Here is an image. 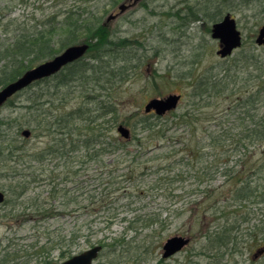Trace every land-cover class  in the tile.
Returning <instances> with one entry per match:
<instances>
[{
  "label": "rangeland",
  "instance_id": "rangeland-1",
  "mask_svg": "<svg viewBox=\"0 0 264 264\" xmlns=\"http://www.w3.org/2000/svg\"><path fill=\"white\" fill-rule=\"evenodd\" d=\"M113 1L0 0V47H10L22 29L33 31L32 25L50 18L48 26L38 28L54 29L48 37L58 49L68 33L63 25L77 19H66L68 12L85 11L79 25L84 27L89 21L95 30L108 16L118 13L120 4L129 2L118 0L111 7L109 3ZM244 1L224 2L222 16L229 13L237 21L241 49L264 62V47L255 44L258 29L264 25V0H253L250 5ZM220 3L221 0H138L106 24V39L97 45L126 47L123 50L135 59L138 68L120 88L119 123L108 133L120 148L98 160H88L82 151L68 153L66 158L59 150L44 156L49 146L58 148V136L40 127L33 131L24 127L31 131V137L24 139L20 124L24 121L25 92L17 93L0 108V191L5 192L7 201L0 205V255L16 264H62L74 254L101 245L103 251L94 264H207L199 254L210 245L197 237L199 226L195 224L204 217L206 227L216 233L232 224L240 226L243 233L233 257L222 258L220 264H253L254 251L264 246V203L237 205L234 189L241 179L226 178L223 172L227 160L229 167L240 169L243 167L239 161L244 159L245 177L249 176V181L255 178L253 183H264V174H255L258 164L264 163V143L255 147L243 141L246 146L232 148L230 140L216 143L214 139L228 129L238 131L243 127L246 120L237 106L246 99L247 91L261 85L259 75L254 72L248 82L209 100V106L202 105L198 114L181 118L191 110L189 92L193 80L203 73L211 75L225 67L234 68L236 51L221 59L215 53L219 42L211 39L214 22L209 17L212 7ZM86 33L81 31L77 37ZM188 72L189 80H177ZM47 84L38 89L46 92ZM57 92L55 107L59 104L57 98H65L62 112L77 109L82 103L73 85ZM172 93L183 98L177 109L161 120L162 130L167 133L144 138L146 133L140 134V128L135 126L138 119L147 116L144 106L151 98ZM257 107V114H264V97ZM112 125L110 122L109 127ZM120 125L130 131L129 141L117 132ZM194 133L201 143L200 163L184 146L185 141H192ZM227 134L221 138L226 140ZM70 149L68 145L60 152ZM201 168L208 171L206 176L198 171ZM204 190H210L208 198ZM22 191L23 196L18 198ZM136 218L144 219L143 223L129 222ZM130 224L138 230L134 232ZM188 232L192 238L188 247L172 259L162 258L166 240ZM255 264H264V256Z\"/></svg>",
  "mask_w": 264,
  "mask_h": 264
},
{
  "label": "trees",
  "instance_id": "trees-1",
  "mask_svg": "<svg viewBox=\"0 0 264 264\" xmlns=\"http://www.w3.org/2000/svg\"><path fill=\"white\" fill-rule=\"evenodd\" d=\"M117 2L118 0H115L109 3V5L115 7ZM224 2H231V0H221L218 6L212 7L213 12L209 17L211 23L216 22L222 16L224 12V9H222ZM244 3L250 5L253 3V0H245ZM262 5L264 8V3ZM229 8L230 7H228L227 11ZM84 12L85 11L81 14H77L73 11L65 15L66 19H72L73 16L77 19L63 25L68 29V33L63 37L58 49H55L52 39L48 37L52 35L54 29L49 28V30H43L42 28H38V26H48L50 22H52L50 18H47L46 21L41 22L39 25H32L33 31L28 32V30L22 29L23 31H20L13 39V43H11L10 47H0L1 89L9 83H12V81L20 78L26 71L52 59L55 55L64 51V48L74 45L75 43L85 42V39L92 42L90 46L92 50L88 57L81 58L75 61V63L65 66L52 77L34 81L32 85L22 91L27 94V99L26 104L22 106V109L25 110V114L23 116L24 121L20 124V129L23 130L24 127H27L33 131L37 127H40L42 131L54 132V134L58 136V140L55 142L58 148L55 150L53 146H49L44 156L57 153L59 150L61 156L66 158L68 157V153H79L82 151L81 153L85 154L84 156L88 157V160H98L105 153L120 148L112 143V137L108 135V133H110L112 127L119 123L118 108L122 95V90L120 88L129 80L128 77L138 66L135 64V59L128 56V52L123 50L127 49L126 47H117V49H113V47L110 46H106L105 48L100 47L101 45L98 46L97 44L99 42L106 39V27L98 26L95 27L94 30V27H91L94 24L89 21L84 27L79 25ZM205 16L208 17V13H205ZM84 30L87 33L83 37H77L79 32ZM121 49L123 51H121ZM250 54L249 50L239 49L232 58L234 68L225 67L223 70L219 69V71L214 74L211 73V75L203 73L196 80H193L190 84L191 90L189 92L190 97H192L190 105L191 110L187 115L181 117L185 119L187 116H191L192 113L198 114L202 109V105H204V107L205 105L209 106V100H214L218 95L226 91L231 92L237 85H241L243 81L248 82L251 77H254L253 73L256 72L257 75H259L261 85L257 87V90L251 89L247 91V93H245L246 99L239 104L240 106H237V108L241 110L239 113H242L246 120L243 127L238 131H236L234 127L228 129L226 132H221L219 138L214 139L216 143L230 140L229 142L231 143L230 146H233L232 148L246 146V142L243 141H248L255 147L262 142L264 143V114H257L259 109V107H257L258 101L261 97H264V80H262L264 78V62L261 61L257 55ZM192 63H194V61ZM239 65L242 66V71L236 68V66ZM244 77H246V79H244ZM190 78L191 75L190 72H188L185 75L179 76L177 80L179 82H184ZM48 82H50V84L53 82L54 85L49 86L47 84ZM44 83H46L49 88L46 92L42 93L38 87ZM70 85H73L75 88L77 87L81 95L80 97L82 98V103L77 109L62 112L64 110L63 106L65 103L63 102L65 98H57L59 104L56 107L53 99L55 95L58 94V90H63V88ZM58 106H60V108ZM109 116L110 118L107 119ZM138 120L135 126L140 128V134H148H144V138L149 139L159 134L165 135L168 131L166 129L162 130L164 127V125L161 124L162 118L154 115H147ZM110 122L113 124L111 127H109ZM226 133L228 134L226 140H224L221 137L224 136L225 138ZM70 138L72 139L70 140ZM73 138L77 139L73 140ZM191 139L192 141H185L184 146H186L189 154L196 155L195 160L197 161L203 155L201 153V143L196 139L195 133ZM138 141L140 144L142 143L141 140ZM68 145L71 148L68 152H60L61 149H66ZM200 162L201 160L199 163ZM229 162L230 160L225 162V172H223V175L226 178L238 176V180L241 179V184L234 189L233 199L237 205H243L242 203L263 204V180L260 183H253L256 180L255 178L249 181L246 178L249 176L245 177L244 159L239 161L240 166L243 167H240V169H235L234 166L229 167ZM258 165V173L256 172L255 174L260 176L264 174V163L261 161ZM198 171L205 176L208 174V171L206 169L203 170V168ZM22 192L20 194H22ZM202 192H204L205 197L208 198L210 190H204ZM20 194H18V196ZM138 221L143 223L144 219L136 218L134 221L130 220L129 222L131 224H136ZM152 221L153 219L150 220V222ZM149 225L148 223L146 224V226ZM130 227L134 232L139 228L134 225ZM227 228L228 225L221 229L219 233H215L216 235L213 236L214 239L208 237L210 238L209 240L207 238L209 241L214 240L219 250H221L224 245L229 244L227 240L230 241L233 239L231 244H233L234 249H237L239 245L234 235L232 239L230 238V232L226 230ZM126 242L127 241L122 244ZM0 256V264H16L8 261L6 256Z\"/></svg>",
  "mask_w": 264,
  "mask_h": 264
},
{
  "label": "water",
  "instance_id": "water-1",
  "mask_svg": "<svg viewBox=\"0 0 264 264\" xmlns=\"http://www.w3.org/2000/svg\"><path fill=\"white\" fill-rule=\"evenodd\" d=\"M138 0H133L136 4ZM130 5H121L119 7L120 12L126 11ZM114 17L110 16L107 21L112 20ZM258 34L255 38V42L258 46H264V26L258 29ZM211 39L219 42V49L216 51L217 55L224 59L233 54V51L242 45V35L240 30L237 29V23L230 14H226L219 22L212 25ZM87 45H74L66 48L60 55L53 57V59L43 62L42 64L33 67L31 70L26 71L20 78L8 85L4 86L0 90V108L2 104L10 99L15 93L23 90L27 86L31 85L33 81L42 80L45 77L53 76L55 73L69 63L75 62L80 58L87 50ZM181 100L180 95L171 94L163 97L162 99L153 98L149 101L144 109L146 113L155 111L157 116H163L167 112H171L176 109ZM117 132L124 139L130 138V131L127 128L120 125ZM30 131L25 130L22 132V136L29 137ZM4 193L0 191V204L4 201ZM189 243V240L185 237H172L162 246L163 258L169 257V255L179 252ZM101 246L95 245L93 248L83 251V253L74 255L72 258L63 261V264H92L101 252Z\"/></svg>",
  "mask_w": 264,
  "mask_h": 264
},
{
  "label": "flooded vegetation",
  "instance_id": "flooded-vegetation-1",
  "mask_svg": "<svg viewBox=\"0 0 264 264\" xmlns=\"http://www.w3.org/2000/svg\"><path fill=\"white\" fill-rule=\"evenodd\" d=\"M126 1V0H125ZM130 1V0H129ZM126 3V2H125ZM129 3V2H128ZM121 5V4H120ZM119 5V6H120ZM119 6H118V10H119ZM112 7V6H111ZM124 13V12H123ZM123 13H115L114 15H115V18L113 19V20H116V18H118L119 16H120V14H123ZM112 20V21H113ZM4 193V196H5V198H4V202L3 203H1V204H5V203H7V201H6V194H5V192H3ZM17 196H18V194H17ZM23 196V192H22V194H20L19 196H18V198H21ZM0 204V205H1ZM203 219H204V217L202 218V219H200L198 222H196L195 224H197L198 226H199V228H198V232L196 233V235H197V237L198 238H203L204 239V241H207L206 243L208 244V245H210V246H208V248L207 249H203V250H201V252H200V254H199V256H204L206 259H207V264H220V262H221V259L222 258H226V256L228 257V258H231V257H233V253H234V251L236 250V249H234V246H233V244H231V242L233 241V234H234V236H235V238L238 240V239H241V238H243V233H242V231L240 230V226H238V225H236V224H232V225H228V228L226 229V230H229V232H230V238L232 239V240H227L228 241V245L226 244V245H224L223 246V248L221 249V250H219L218 249V246L216 245V242L214 241V240H212V241H209L210 240V238H208V237H211V239L213 238V236H215L216 234V230H213V229H211V228H207L206 226H207V224H206V222L205 221H203ZM245 219H247V218H245ZM190 229V228H189ZM197 230V229H196ZM179 236H182V237H185V238H188L190 241H191V235H189V232L187 233V234H179V235H174L173 237H179ZM170 238H172V237H169L168 239H170ZM209 240H208V239ZM168 239L166 240V242L168 241ZM214 239V238H213ZM165 242V243H166ZM164 243V244H165ZM163 244V245H164ZM189 244H190V242H189ZM188 244V245H189ZM162 245V246H163ZM188 245L186 246V247H184V248H182L181 250H179V252H177V253H175V254H172V255H169V257H167V258H164V259H166V260H169V259H172V258H174L176 255H178V254H180L181 252H183L187 247H188ZM231 245H232V247H231ZM255 250V249H254ZM163 252H164V250H163ZM100 256V255H99ZM98 256V257H99ZM264 256V246H261V247H258V249L257 250H255L254 251V253H253V256L251 257V259H252V262H253V264H255V262L257 261V259H261L262 257ZM97 257V258H98ZM96 258V259H97ZM95 259V260H96Z\"/></svg>",
  "mask_w": 264,
  "mask_h": 264
}]
</instances>
